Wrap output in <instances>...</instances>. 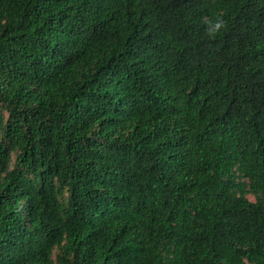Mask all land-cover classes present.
<instances>
[{"label": "trees", "instance_id": "trees-1", "mask_svg": "<svg viewBox=\"0 0 264 264\" xmlns=\"http://www.w3.org/2000/svg\"><path fill=\"white\" fill-rule=\"evenodd\" d=\"M0 264H264V0H0Z\"/></svg>", "mask_w": 264, "mask_h": 264}, {"label": "clouds", "instance_id": "clouds-1", "mask_svg": "<svg viewBox=\"0 0 264 264\" xmlns=\"http://www.w3.org/2000/svg\"><path fill=\"white\" fill-rule=\"evenodd\" d=\"M201 22L205 25L207 37L212 41L225 34L229 29V22L222 15H218L214 19L205 16L201 18Z\"/></svg>", "mask_w": 264, "mask_h": 264}, {"label": "rangeland", "instance_id": "rangeland-1", "mask_svg": "<svg viewBox=\"0 0 264 264\" xmlns=\"http://www.w3.org/2000/svg\"><path fill=\"white\" fill-rule=\"evenodd\" d=\"M249 199H250L252 202L255 201L254 198H253L252 196H249Z\"/></svg>", "mask_w": 264, "mask_h": 264}]
</instances>
